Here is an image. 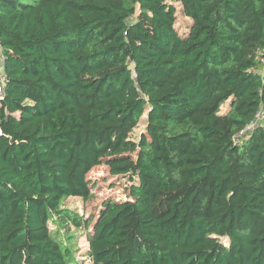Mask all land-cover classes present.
I'll use <instances>...</instances> for the list:
<instances>
[{"label":"trees","instance_id":"trees-1","mask_svg":"<svg viewBox=\"0 0 264 264\" xmlns=\"http://www.w3.org/2000/svg\"><path fill=\"white\" fill-rule=\"evenodd\" d=\"M0 50V264H264V0H0Z\"/></svg>","mask_w":264,"mask_h":264},{"label":"rangeland","instance_id":"rangeland-1","mask_svg":"<svg viewBox=\"0 0 264 264\" xmlns=\"http://www.w3.org/2000/svg\"><path fill=\"white\" fill-rule=\"evenodd\" d=\"M177 9V28L181 33H186L189 30L191 19L181 12L179 4H177ZM227 108L228 102L222 106V112ZM145 127V116H143L138 126L133 130L132 138L137 140L141 133L145 131ZM88 177L93 181L95 186L93 189V198L87 202H84L81 197H70L65 200V205L77 209L86 217H91L99 215L104 200L108 198H115L119 200L126 199V192L129 184L128 179H125L124 177L113 176L108 165L100 164L95 166L88 173ZM94 219H96V217H94ZM52 224V227H55L54 223ZM73 232L76 236L75 240H73L75 255L81 259L83 253L86 251L89 245L87 234L85 233V230L81 228L74 229Z\"/></svg>","mask_w":264,"mask_h":264},{"label":"built area","instance_id":"built-area-1","mask_svg":"<svg viewBox=\"0 0 264 264\" xmlns=\"http://www.w3.org/2000/svg\"><path fill=\"white\" fill-rule=\"evenodd\" d=\"M3 60H4V58H3L2 52L0 50V72L3 71ZM3 82H4V76L1 75L0 76V95H3V93H4L3 86H2ZM259 117H262V115L259 114ZM254 123H255V121L252 124H254Z\"/></svg>","mask_w":264,"mask_h":264}]
</instances>
